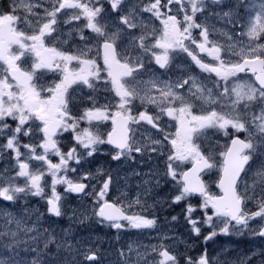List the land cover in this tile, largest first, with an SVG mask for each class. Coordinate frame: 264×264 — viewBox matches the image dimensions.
Segmentation results:
<instances>
[{
	"label": "snow or ice",
	"instance_id": "snow-or-ice-1",
	"mask_svg": "<svg viewBox=\"0 0 264 264\" xmlns=\"http://www.w3.org/2000/svg\"><path fill=\"white\" fill-rule=\"evenodd\" d=\"M0 159V264H101L66 214L157 231L114 264H264V0H5ZM174 205L203 251L175 250ZM233 234L260 244L209 253Z\"/></svg>",
	"mask_w": 264,
	"mask_h": 264
},
{
	"label": "rangeland",
	"instance_id": "rangeland-1",
	"mask_svg": "<svg viewBox=\"0 0 264 264\" xmlns=\"http://www.w3.org/2000/svg\"><path fill=\"white\" fill-rule=\"evenodd\" d=\"M99 164L107 167V157H98ZM5 166V159H0V169ZM135 181L129 183L127 188H123L117 185L121 191L127 192L130 197H134L136 194ZM57 191L63 194V187L57 186ZM46 192L50 194V189H46ZM159 194V195H158ZM157 195L161 198L166 197L167 194ZM65 211L66 213L76 210L78 213L87 208L88 213H91V204L87 198L79 199L73 196H65ZM31 201V200H30ZM45 205L44 200H40L34 208H39L42 212L41 206ZM47 227V225H45ZM56 231L60 235H65L64 229H68L66 234L67 238L71 240L73 244L78 242L85 245H91L94 250L98 249L100 254L101 264H114L116 260V251L122 246L129 242L137 241L143 245H148L152 243H157L156 235L157 233H151L150 231L138 232L137 230L131 229L132 231L118 233L115 229H110L107 226L99 225L96 223H86L78 224L74 219H70L69 215H64L62 218H57V223L54 226ZM129 231V230H128ZM175 234L179 237L178 248L175 250L183 251L185 248V241L189 249L200 248L199 244H191L190 239L187 238V231H180V229L175 228ZM210 253L216 255L221 249H227L229 254L232 256L231 252L236 251V254L243 255L250 247L260 244L259 240L253 239L248 235H236L233 234L229 237H220L215 243H209ZM201 245V244H200ZM203 245V244H202ZM202 248V247H201ZM235 254V255H236ZM235 255L232 257L234 258Z\"/></svg>",
	"mask_w": 264,
	"mask_h": 264
},
{
	"label": "flooded vegetation",
	"instance_id": "flooded-vegetation-1",
	"mask_svg": "<svg viewBox=\"0 0 264 264\" xmlns=\"http://www.w3.org/2000/svg\"><path fill=\"white\" fill-rule=\"evenodd\" d=\"M197 72L199 71L198 69L196 70ZM167 191V187H164V188H162L161 190H159V192H160V195L161 194H164L165 192ZM37 201L39 200V199H36ZM40 201V200H39ZM46 211V209H45V206L43 205L42 206V212H45ZM163 216H165V211H162V213H161V218H163ZM177 225L178 226H182L183 225V222L181 221H179V222H177ZM127 232H130V231H132V230H126ZM151 233H154V232H157L156 230H152V231H150ZM99 257H100V255H99Z\"/></svg>",
	"mask_w": 264,
	"mask_h": 264
}]
</instances>
